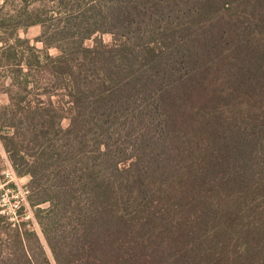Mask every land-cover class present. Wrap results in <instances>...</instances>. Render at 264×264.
<instances>
[{"label":"trees","instance_id":"obj_1","mask_svg":"<svg viewBox=\"0 0 264 264\" xmlns=\"http://www.w3.org/2000/svg\"><path fill=\"white\" fill-rule=\"evenodd\" d=\"M20 1L0 120L55 264H264V0ZM3 217L0 264H52Z\"/></svg>","mask_w":264,"mask_h":264},{"label":"rangeland","instance_id":"obj_2","mask_svg":"<svg viewBox=\"0 0 264 264\" xmlns=\"http://www.w3.org/2000/svg\"><path fill=\"white\" fill-rule=\"evenodd\" d=\"M9 0L8 6L1 13L0 18H5L7 13L10 14L8 19L13 18L14 21L17 18H22L21 13V1L16 0V2ZM4 2L0 0V6H3ZM43 34V27L40 25L23 27L15 34V37H20L23 42V46L32 45L35 46L38 50L45 51L44 45L39 42V38ZM99 39H102L106 44H111L113 41V37L110 34L98 35L96 36ZM26 40L29 41V44L26 43ZM93 40L87 41V45H92ZM3 45L0 44V48ZM50 54L53 56L58 55V51L56 49H51ZM6 56L0 55V115L3 113L4 108L10 104L11 94L15 93L11 88L12 81L10 80V71L16 70L17 63L14 61L9 62ZM45 99V97H43ZM70 124L69 120H65L63 122L64 127H68ZM6 129L3 128L2 122L0 120V261H6L8 259H15L18 256L14 254L15 251V236L17 229L10 228L7 226L9 224L5 216L9 221H20L27 222L29 224L25 230L35 231L38 233L44 249L47 253L48 258L55 264L53 254L47 244V241L42 233V230L35 219V212L38 208H34L30 205L28 201L29 192H28V184L31 181L29 176H20L13 167V164L10 160L9 154L6 151L3 138L6 136ZM47 206H43L41 208H46ZM25 216H29L31 219H25ZM28 244H32V248L34 242L30 241ZM33 254V251H31ZM36 255V253H34ZM40 258V257H39ZM42 261V258H40Z\"/></svg>","mask_w":264,"mask_h":264},{"label":"built area","instance_id":"obj_3","mask_svg":"<svg viewBox=\"0 0 264 264\" xmlns=\"http://www.w3.org/2000/svg\"><path fill=\"white\" fill-rule=\"evenodd\" d=\"M26 218L29 219V220L31 219L29 216H25V219H26Z\"/></svg>","mask_w":264,"mask_h":264}]
</instances>
